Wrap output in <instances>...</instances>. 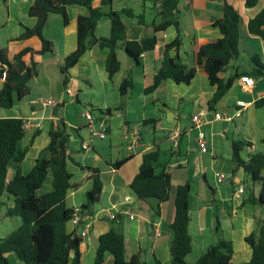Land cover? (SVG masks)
<instances>
[{
	"label": "crops",
	"instance_id": "1",
	"mask_svg": "<svg viewBox=\"0 0 264 264\" xmlns=\"http://www.w3.org/2000/svg\"><path fill=\"white\" fill-rule=\"evenodd\" d=\"M225 1L239 12L241 24L238 54L230 60L220 78L226 80L235 75L237 78H234L229 90L212 110H208L206 104L214 93V87L210 86L203 65L195 66L194 77L188 84H175L167 80L153 93L144 94L143 90L152 84L160 65L164 46L177 35L173 26L153 33L151 23L159 20L158 2L153 4L154 16L150 22L142 14L143 25H138L135 18L122 17L127 41H138L143 36L154 35L155 48L140 55L138 66L119 48L117 58L120 69L111 80L107 79L105 73L107 52L98 48L88 49L69 70L68 89L73 96L60 91L62 76L59 66L74 48L77 18L86 16L88 11L84 7L68 6L66 26L62 25L59 15L48 16L43 37L51 42L52 53L42 58L37 77L29 82V95L21 101L15 100L9 109H0V118H21L27 141L35 130H39L20 163V171L26 175L34 166L40 151L47 146V126L55 119L42 113L56 104H62L58 108L57 117L63 119L69 134L68 147L72 160L66 162V169L71 176L70 183L76 186L67 192V208L77 209L84 204L85 194L92 188L93 183L85 167L99 171L102 193L99 201L91 208L92 215L85 219L83 227L77 226L72 220L65 225L68 233H80L85 227L88 228L79 246L80 264H93L97 238L109 230L112 222L123 235L126 259L137 255L145 264H155V261L170 264L169 244L172 233L169 224L173 219V197L175 188L183 184L189 185L188 231L192 241L191 252L185 261L193 264L208 246L216 243L214 228L217 222L222 238L231 244L232 262L241 264L249 261L251 249L245 238L264 219V206H256L250 202L251 198L257 197L258 187L250 184L248 176L242 170H234L231 144L249 143L250 146H244L240 152V158L245 161L250 154L261 151L260 140L264 138V113L257 111L259 108L254 105L255 101L264 97V76H249L253 81V88L248 91H242L238 81L240 73L249 72L254 67L251 61L253 55H257L264 64V42L246 31L247 21L260 11L264 0H258L252 8H245L242 0ZM31 2L32 0H6L4 3L0 0V15H3L0 31L5 32L0 49H6L9 60L18 50L38 45L35 43L36 38L15 41L23 27L31 28L34 25V18L27 15ZM100 3L101 0H93L92 6L99 7ZM182 3L181 9L179 3L177 5L182 37L178 55L190 67L194 66L195 46L220 37L219 31L212 28L211 24L222 15V0H185ZM95 35L108 37L107 19L99 21ZM191 38L194 39L193 43ZM38 48L39 45L34 49ZM170 54L174 55V52L171 51ZM128 74L133 87L124 97H120L119 84ZM2 81L0 78V88ZM48 100L53 105L47 106ZM238 101L245 106L237 107ZM119 105L120 109L112 111L110 115L99 112L112 110ZM236 109H241V120L236 121L240 117H234L230 122L213 119L215 113L228 112L234 115ZM87 112L94 117L95 129H99L101 124L106 127L105 138L90 136L89 123L85 117ZM193 116H198L197 123L192 121ZM198 133L203 134L206 153H201L197 147ZM174 134L177 135L176 145ZM132 139L136 143L128 149ZM83 142L88 143V150L81 148ZM26 144L27 142L22 145ZM156 147L161 151L160 163L166 164V171L170 174L171 186L170 198L160 204V214L157 217L151 210L141 209L128 189L138 172L142 155ZM122 159L127 161L120 167L112 166ZM8 172L11 178L13 169L9 168ZM219 175L223 176L221 181L218 179ZM241 187L243 192L238 194ZM50 188L51 174L48 173L42 191H49ZM7 200L12 202L11 198ZM106 213L111 217H107ZM194 246L197 253L193 256ZM104 264H113L110 255H105Z\"/></svg>",
	"mask_w": 264,
	"mask_h": 264
},
{
	"label": "trees",
	"instance_id": "2",
	"mask_svg": "<svg viewBox=\"0 0 264 264\" xmlns=\"http://www.w3.org/2000/svg\"><path fill=\"white\" fill-rule=\"evenodd\" d=\"M4 3L6 0H2ZM245 8L254 7L258 0H242ZM158 2V22L153 21V33L164 31L169 26L176 30V37L167 43L162 50V60L156 70L152 84L143 90L151 94L164 81L175 84H188L195 74V66L203 65L210 86L214 93L207 102L208 110H212L220 98L229 90L234 77L224 80L220 74L224 72L230 60L238 54L240 39L241 16L234 7L222 0V15L211 27L219 31L220 37L215 41L198 43L193 52L194 66L184 64L178 55L182 45L179 31V0H153ZM93 0H32L28 9V17L34 18L31 28L23 27L22 33L15 41L36 38L39 48L24 47L18 50L9 60L5 48L0 49V65L4 66L3 81L0 88V109H9L14 101H21L29 95V82L38 75V66L43 57L52 53V44L43 37V30L50 14L61 17L62 25L68 24L66 8L80 6L87 9L86 16H79L76 21V42L72 51L63 59L59 66L62 76L61 87L68 88L69 70L76 65L79 58L90 48H98L107 52L105 73L111 80L120 69L117 50L122 48L130 61L138 66L140 55L153 50L156 37L143 36L138 41L126 40V26L122 17L136 19L143 25V15H135L131 8L113 11L112 0H101L100 6L94 8ZM103 18L109 22L108 37H97L95 29ZM246 31L257 36L264 42V6L247 21ZM190 41L193 43L194 39ZM174 52L171 55L170 52ZM254 67L249 72L239 75L264 76V64L257 55L251 57ZM133 87L130 75H126L119 84L118 93L124 97ZM256 108L264 106V97L255 101ZM60 107L62 104L59 105ZM120 105L112 110L99 111L110 115L118 111ZM152 122V121H151ZM77 131V130H76ZM24 121L21 118H0V198H11L12 206L7 208L6 215L18 217L19 226L4 238H0V264H11L7 256L14 254L22 264H80L82 237L79 233H68L65 225L70 221L75 209L66 207L65 201L69 189L76 187L70 183V174L66 162L71 159L69 151V134L62 118L52 119L47 126L49 142L37 158L34 166L26 174L20 171V163L31 147L34 138L39 134L35 130L26 145L21 141L25 137ZM261 151L250 154L247 160L240 158V152L249 143L232 142L231 158L234 170H242L249 178L251 185L258 187L256 198H251L256 206H264V138L260 140ZM161 151L156 147L153 151L142 155L138 172L128 186L135 197L137 205L143 210H151L154 216L160 214V204L170 198V174L166 164L159 161ZM127 159L116 161L114 168L120 167ZM13 169L9 178L8 170ZM92 180V188L85 194V203L77 208V226L83 227L89 218L91 208L96 204L102 193V182L99 171L85 167ZM48 173L51 174V188L42 191ZM189 185L183 184L175 188L173 197V219L169 224L172 239L169 244L170 264H188L185 258L190 254L192 241L188 231ZM152 202L154 204H152ZM2 204V202H0ZM216 243L208 246L193 264H234L231 260V244L225 241L217 222L214 228ZM251 249L248 262L241 264H264V219L259 221L255 230L245 238ZM112 257L113 264H145L137 255L126 259L123 235L115 228L113 222L109 230L97 238L96 255L93 264H104L105 255ZM155 264H160L155 261Z\"/></svg>",
	"mask_w": 264,
	"mask_h": 264
},
{
	"label": "rangeland",
	"instance_id": "3",
	"mask_svg": "<svg viewBox=\"0 0 264 264\" xmlns=\"http://www.w3.org/2000/svg\"><path fill=\"white\" fill-rule=\"evenodd\" d=\"M145 5V7H144ZM183 3L180 1L179 2V9L182 8ZM122 8H131L134 12L135 15H144V18L147 22H150L153 19L154 16V9H153V1L152 0H113L112 3V9L115 11H120ZM3 19V15H0V20ZM104 19V18H103ZM4 30L0 31V42L4 39ZM35 43L39 45V42L37 39H35ZM38 45H36L37 48ZM60 91H64L60 85ZM85 107V106H84ZM235 110H233L234 112ZM257 111L263 112L264 113V106L259 108ZM90 113V112H88ZM228 113V112H226ZM91 114V113H90ZM92 115V114H91ZM228 115H231V113H228ZM241 114L238 115L240 117ZM93 117V115H92ZM94 118V117H93ZM241 120L237 119L236 121ZM27 142V138L25 136V139L22 140V144H25ZM262 150V146H261ZM10 176V172H8ZM5 196L0 199V238H4L7 235H9L11 232H13L20 224V219L18 217H9L6 215V210L7 208L12 206V202H8ZM193 256L196 255L197 250L196 247L194 246L193 248ZM8 261L11 264H20L21 262L16 258L14 254H9L7 256Z\"/></svg>",
	"mask_w": 264,
	"mask_h": 264
},
{
	"label": "built area",
	"instance_id": "4",
	"mask_svg": "<svg viewBox=\"0 0 264 264\" xmlns=\"http://www.w3.org/2000/svg\"><path fill=\"white\" fill-rule=\"evenodd\" d=\"M180 1H185V0H180ZM238 81L240 83V89L242 91H248V90H251L253 88V81L252 79L247 76V75H241L239 76L238 78ZM66 94L69 95V96H73V93L70 89H66L65 90ZM46 105L47 106H51L53 105V102L51 100H48L46 102ZM236 106L237 107H244L245 104L242 103L241 101H238L236 102ZM241 113V109H236V112L234 115H228V113H215L213 115V119L214 120H218V121H226V122H230L234 117H238V115ZM85 117H86V120L88 121V129H89V134L90 136H94V137H98V138H105L107 133H106V127L101 124V127L99 129H95L94 127V118L92 117V115L90 113H86L85 114ZM192 121L193 122H198V116H193L192 117ZM173 138H174V141H175V145H176V139H177V135L174 134L173 135ZM136 143V140H131V143L128 145V149H130L132 147V144ZM196 144H197V147L199 149V151L201 153H206L207 152V146H206V142L203 138V134L202 133H198L197 134V140H196ZM81 148L83 150H88V143L86 142H83L81 143ZM218 179L221 181L223 179V176L222 175H219L218 176ZM243 192V189L242 187L238 189L237 193L238 194H241ZM106 216L107 217H111V215L109 213H106ZM130 217H132L130 214H129ZM76 225L78 223V215H77V209H75V214L73 216V218L71 219ZM88 232V228H84L82 229V231L79 233V235L83 238L85 237V235L87 234Z\"/></svg>",
	"mask_w": 264,
	"mask_h": 264
},
{
	"label": "water",
	"instance_id": "5",
	"mask_svg": "<svg viewBox=\"0 0 264 264\" xmlns=\"http://www.w3.org/2000/svg\"><path fill=\"white\" fill-rule=\"evenodd\" d=\"M3 73H4V68H3L2 65H0V78H3ZM58 108H59V105L56 104L53 108L47 109L42 114L45 115V116H50L52 118H57V116H58V113H57ZM195 167H196V161H195Z\"/></svg>",
	"mask_w": 264,
	"mask_h": 264
}]
</instances>
